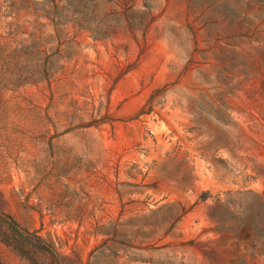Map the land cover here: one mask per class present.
I'll return each instance as SVG.
<instances>
[{
	"label": "rangeland",
	"instance_id": "obj_1",
	"mask_svg": "<svg viewBox=\"0 0 264 264\" xmlns=\"http://www.w3.org/2000/svg\"><path fill=\"white\" fill-rule=\"evenodd\" d=\"M58 1L0 0V212L71 264H264V0Z\"/></svg>",
	"mask_w": 264,
	"mask_h": 264
},
{
	"label": "trees",
	"instance_id": "obj_2",
	"mask_svg": "<svg viewBox=\"0 0 264 264\" xmlns=\"http://www.w3.org/2000/svg\"><path fill=\"white\" fill-rule=\"evenodd\" d=\"M84 1L80 0L79 2ZM102 1L121 7L133 6L137 2V0ZM49 2L53 3L56 8L59 7L58 0H49ZM8 220H11L10 223ZM5 226H8L12 235L10 238L4 239L5 244L12 247L19 256L26 259L30 264H71L70 258L65 256L54 242L46 241L36 234L21 229L12 217L0 212V237L4 235L1 230Z\"/></svg>",
	"mask_w": 264,
	"mask_h": 264
}]
</instances>
